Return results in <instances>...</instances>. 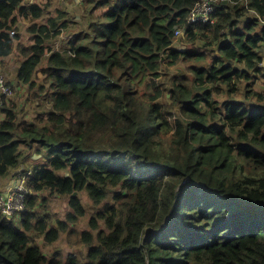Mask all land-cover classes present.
Segmentation results:
<instances>
[{"label":"trees","instance_id":"1","mask_svg":"<svg viewBox=\"0 0 264 264\" xmlns=\"http://www.w3.org/2000/svg\"><path fill=\"white\" fill-rule=\"evenodd\" d=\"M52 1L0 0V60L21 59L0 183L39 158L17 175L24 210L0 212V264H264V96L236 98L264 75V0L220 2L196 26L197 0H87L78 21ZM82 193L97 211L84 256L48 257L40 242L74 230Z\"/></svg>","mask_w":264,"mask_h":264},{"label":"rangeland","instance_id":"2","mask_svg":"<svg viewBox=\"0 0 264 264\" xmlns=\"http://www.w3.org/2000/svg\"><path fill=\"white\" fill-rule=\"evenodd\" d=\"M47 0H38V3L46 2ZM73 1L74 0H53V5L49 9L50 13H53L55 9L63 10L66 9L68 12L73 7ZM84 4L85 0L82 1L81 5H74V9L77 10L76 15L77 18L80 19L83 16L84 13ZM73 10V9H72ZM75 20V19H74ZM74 20L72 19V23H74ZM25 26V25H23ZM23 33V42H28V36L25 33V29H22ZM211 61V59H209ZM189 64H180L178 67L173 68L172 72L175 73V76L178 74H183L186 76H189L188 72ZM264 69V65L262 67ZM264 72V71H263ZM254 79L250 81H243L240 84V91L236 94V98L238 99H244L245 100V92L247 89L245 87L250 84L252 86V90L254 92H257L264 96V75L261 74H255L253 73ZM163 79V77H162ZM222 89L225 90L223 87ZM170 97V95H168ZM220 98L222 101L226 98L225 93L221 94V96L217 97V99ZM256 97H252L251 99L247 98L245 102H252L256 101ZM39 160V158H37ZM82 201L83 206L86 210V215L84 218H80L77 221L76 226L74 227V230H70L69 234L64 236L61 242L58 244H54L53 246H46L44 243L40 242L42 244V248L44 250V253L49 257L53 252L60 250L63 254L70 253L79 255L80 257L84 256L85 248L83 246V243L81 241V233L84 231H90L89 223L91 219L95 216V213L97 212L92 201L89 199L88 195L86 193H82L79 195ZM71 208L69 207V198L68 197H57L54 198L51 206H50V212H53L59 219L62 221H66V215L71 213Z\"/></svg>","mask_w":264,"mask_h":264},{"label":"built area","instance_id":"3","mask_svg":"<svg viewBox=\"0 0 264 264\" xmlns=\"http://www.w3.org/2000/svg\"><path fill=\"white\" fill-rule=\"evenodd\" d=\"M230 0H197L195 6L190 12L189 23L191 25L215 23L216 5L220 2ZM248 7L249 1L244 0ZM257 14L255 11H252ZM181 32H177L176 36H181ZM14 95V90L8 85L4 76H0V106L3 104L4 98H11ZM28 190L25 184L19 183L13 192L0 195V212L3 215L11 216L24 210Z\"/></svg>","mask_w":264,"mask_h":264},{"label":"crops","instance_id":"4","mask_svg":"<svg viewBox=\"0 0 264 264\" xmlns=\"http://www.w3.org/2000/svg\"><path fill=\"white\" fill-rule=\"evenodd\" d=\"M82 1L83 0H74L73 1V7L75 4L81 5ZM86 1L87 0H85V2ZM27 2L34 3V2H38V0H27ZM73 7H72L73 10L71 9V10H69V12L66 9H63L65 12L68 13V17L70 19L74 17L73 15L76 16L77 10H75ZM74 19L76 21L79 20L78 18H74ZM24 43H25V45L30 44L29 41L24 42ZM262 56H264V50L262 51ZM20 61H21V59L18 58V54L16 52H14V54L12 56H10L9 58L0 60V72L4 73L8 77L9 82H11L12 85H16L14 80L16 77V69L18 68V64ZM39 77L42 78L41 76H39ZM21 88H22L21 94L23 96L26 93L27 87L25 86V87H21ZM18 92L20 93V87L18 89ZM32 113H33L32 110H30L28 112L29 115H31ZM0 117H2V113L0 114ZM27 117H29V116H27ZM36 160H37V158H35V156H32L27 161L23 160V162L21 164V168L19 171H11L8 176L4 177L0 183V193L7 194V193L12 192L14 189H16V187L18 186L17 175H19V173H21V171H26V170L32 169V167L34 166V162Z\"/></svg>","mask_w":264,"mask_h":264},{"label":"clouds","instance_id":"5","mask_svg":"<svg viewBox=\"0 0 264 264\" xmlns=\"http://www.w3.org/2000/svg\"><path fill=\"white\" fill-rule=\"evenodd\" d=\"M248 8H249V5H248ZM256 13H257V12H256ZM256 15H258V13H257ZM179 37H180V36H179ZM0 76H4V77L6 78V80H7L8 85L11 86V85L9 84V79L7 78V76H6L4 73H1V72H0ZM11 87H12V86H11ZM12 89H13V87H12ZM13 90H14V89H13ZM14 94H15V92H14ZM13 96H14V95H13ZM13 96H12V97H13ZM4 99H6V98H4ZM3 104H4V101H3ZM3 104L0 106V108L3 106ZM13 191H14V190H13ZM13 191H12V192H13ZM3 195H4V194H3Z\"/></svg>","mask_w":264,"mask_h":264}]
</instances>
